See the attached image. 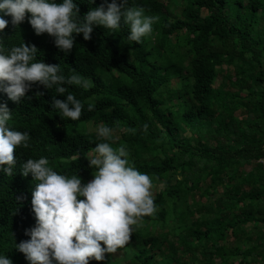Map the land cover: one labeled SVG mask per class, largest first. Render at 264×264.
<instances>
[{
    "label": "trees",
    "instance_id": "trees-1",
    "mask_svg": "<svg viewBox=\"0 0 264 264\" xmlns=\"http://www.w3.org/2000/svg\"><path fill=\"white\" fill-rule=\"evenodd\" d=\"M76 2L83 16L103 0ZM133 5L156 18L140 43L128 39L123 24L96 26L91 40L76 35L67 54L52 36L31 32L27 19L0 34L6 47L35 44L37 59L90 83L87 90L66 86L84 104L76 121L51 107L54 88L33 85L21 104L0 94L13 113L10 125L30 135L29 147L15 150L14 175L0 173V252L13 264H29L14 248L35 225V182L20 174L23 161L45 156L54 170L87 182L93 169L86 155L98 141L86 128L103 124L126 147L130 165L163 182L153 196L155 211L140 220L145 228L133 226L126 245L135 243L136 251L128 264H264V164L258 162L264 159V27L257 28L264 0H129ZM162 50L168 56L159 68ZM174 80L170 109L161 89ZM168 204L174 225L154 235L149 225L167 223ZM111 259L106 254L89 264H118L117 256Z\"/></svg>",
    "mask_w": 264,
    "mask_h": 264
},
{
    "label": "clouds",
    "instance_id": "clouds-1",
    "mask_svg": "<svg viewBox=\"0 0 264 264\" xmlns=\"http://www.w3.org/2000/svg\"><path fill=\"white\" fill-rule=\"evenodd\" d=\"M88 2L95 5L96 0ZM26 19L31 32L52 36L55 46L67 54L74 47L76 35L83 34L84 40H91L96 26L116 30L122 24L127 25L128 39L140 43L152 32L156 18L146 15L141 6H129V0H103L83 16L76 0H0V34L9 24L18 28ZM38 52L35 44L24 41L8 48L0 35V94L21 104L33 85L54 88L56 95L50 101L51 107L63 120H79L84 104L67 92L66 86L87 90L89 81L75 71L64 75L60 64L37 59ZM57 94L66 99H58ZM92 109L89 104L87 110ZM12 115L7 102H0V173L8 177L14 175L17 164L15 150L27 149L30 140L27 131L10 125ZM113 131L107 125L97 126L98 142L92 154L86 155L93 169V178L87 182L79 175L68 176L54 170L45 156L28 158L21 164L20 174L24 177L30 174L35 182L31 191L35 225L25 230L30 238L15 243L14 248L29 264L103 261L106 254L116 253L129 242L133 226L142 217L155 211L152 179L130 165L124 145L113 147L110 142ZM0 264L13 261L0 252Z\"/></svg>",
    "mask_w": 264,
    "mask_h": 264
},
{
    "label": "rangeland",
    "instance_id": "rangeland-1",
    "mask_svg": "<svg viewBox=\"0 0 264 264\" xmlns=\"http://www.w3.org/2000/svg\"><path fill=\"white\" fill-rule=\"evenodd\" d=\"M176 5H177V3H172L171 4L172 7L171 6L170 7L172 9H174L176 12H180L181 8L178 7V6H176ZM263 11L264 10H261L259 12V15L260 16L261 15L263 16V18H262L259 26L257 27L259 29L262 28V27H264V12ZM154 36H155V38H154ZM156 37H157V34H153V37L150 38V39H152L151 40V44H153V46H156L158 44V42L160 41L158 39V37L157 38ZM167 56H168V52L166 50H162V52L160 53V57L156 60V65L159 68L162 66V63L167 60ZM104 74H105V76L110 75V73H108V72H105ZM112 76L113 75H111V77ZM220 82H221V78H219L217 80V83H220ZM172 84H174V85H172V86H165V87H163L161 89V99L163 101V106L164 107H168L169 106L170 109H173L172 104H174L176 102V100L171 98V95L169 93V89L175 88L176 80H174ZM97 126H99V125H96V126L88 125V127L86 128V131L88 133H92V134H95L96 135V128H97ZM110 142L112 143L113 147H118V146L121 145V143L119 142L118 138L116 136H114V135H113L112 140ZM261 164H264V160H262V163ZM245 170L246 171H249V167L246 166L245 167ZM178 178H180V176ZM162 188H163V182L162 181H160V182H153V180H152V185H151V195H152V197L156 194V192L160 191ZM171 218H172V214H171V211H170V205L168 204V221H167V223L165 225L159 224V227L157 229H153L152 228V225L150 224L149 225L150 226V231L153 230L152 233L155 235V233L162 232L163 229H166V230L167 229H170L174 225L172 223V219ZM137 225H138V227L140 229H144L147 224H145L143 222H139ZM134 244L135 243H130V244H128L129 246L125 245L124 247L118 249V251L116 253L107 254V255H108V257L110 259L111 258L114 259V257L117 256L118 257V261H117V259H116V261L118 262V264H128V263L131 262L132 254L136 251V248H135V245ZM139 245H140V243L138 244V246ZM113 259H111V261H113ZM218 263L219 262H217L216 264H218ZM161 264H163V263H161Z\"/></svg>",
    "mask_w": 264,
    "mask_h": 264
},
{
    "label": "built area",
    "instance_id": "built-area-1",
    "mask_svg": "<svg viewBox=\"0 0 264 264\" xmlns=\"http://www.w3.org/2000/svg\"><path fill=\"white\" fill-rule=\"evenodd\" d=\"M262 160H264V159L259 160V162L262 163Z\"/></svg>",
    "mask_w": 264,
    "mask_h": 264
}]
</instances>
